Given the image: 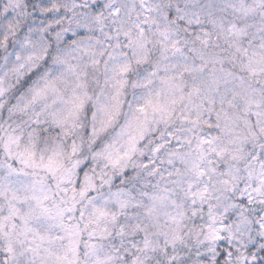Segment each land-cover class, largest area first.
<instances>
[{
	"label": "snow or ice",
	"instance_id": "obj_1",
	"mask_svg": "<svg viewBox=\"0 0 264 264\" xmlns=\"http://www.w3.org/2000/svg\"><path fill=\"white\" fill-rule=\"evenodd\" d=\"M0 264H264V0H0Z\"/></svg>",
	"mask_w": 264,
	"mask_h": 264
}]
</instances>
